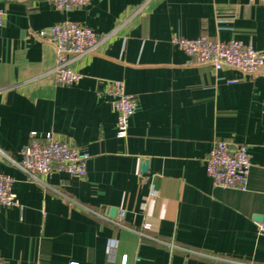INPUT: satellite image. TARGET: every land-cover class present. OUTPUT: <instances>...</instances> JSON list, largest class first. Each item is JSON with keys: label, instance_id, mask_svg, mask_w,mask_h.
I'll list each match as a JSON object with an SVG mask.
<instances>
[{"label": "crops", "instance_id": "0c3cea01", "mask_svg": "<svg viewBox=\"0 0 264 264\" xmlns=\"http://www.w3.org/2000/svg\"><path fill=\"white\" fill-rule=\"evenodd\" d=\"M0 8V172L18 201L0 205L4 264H117L123 254L134 264H264V72L196 64L170 43L205 34L261 50L264 0H89L68 11L0 0ZM64 19L111 36L72 62L77 82L58 85L54 50L37 33ZM111 80L137 99L124 138L105 93ZM31 132L88 152L85 176L30 179L17 164ZM215 139L247 147L244 190L212 184L204 160Z\"/></svg>", "mask_w": 264, "mask_h": 264}, {"label": "built area", "instance_id": "2783aa9c", "mask_svg": "<svg viewBox=\"0 0 264 264\" xmlns=\"http://www.w3.org/2000/svg\"><path fill=\"white\" fill-rule=\"evenodd\" d=\"M61 11L79 8L89 0H50ZM4 21V11L0 8V29ZM111 33L99 35L92 28L67 19L41 30L37 37L51 44L54 50V65L51 73L55 84L68 85L77 82L80 74L71 64L80 56L92 53L97 46L109 38ZM170 43L194 58L196 64H210L214 69L229 67L243 74L253 75L264 72V48L257 50L250 44L231 39L220 41L205 34L194 38L172 35ZM105 93L110 97L113 110L116 113L115 135L124 138L127 135L130 116L136 109V96L125 90L121 80L108 82ZM90 154L77 145L55 139L46 133L44 140L37 139L36 133L31 132L29 141L20 149L18 167L32 180L53 172H64L71 176L84 177L86 163ZM205 170L212 184L220 188L244 190L251 167V161L244 144L232 143L224 139H215L205 157ZM13 178L0 172V205L17 206L18 201L12 190ZM125 212H118V221ZM141 232H139L140 234ZM116 240H109L105 247L106 257L115 261ZM0 264H4L0 252ZM117 264L129 263L123 254Z\"/></svg>", "mask_w": 264, "mask_h": 264}, {"label": "water", "instance_id": "95a60500", "mask_svg": "<svg viewBox=\"0 0 264 264\" xmlns=\"http://www.w3.org/2000/svg\"><path fill=\"white\" fill-rule=\"evenodd\" d=\"M146 167H147V163H146V161H143L141 163V171L142 172L146 171ZM115 211L116 210L114 208L109 209V216L113 217L114 214H115ZM254 219L257 220V221H260L261 217L260 216H254Z\"/></svg>", "mask_w": 264, "mask_h": 264}]
</instances>
